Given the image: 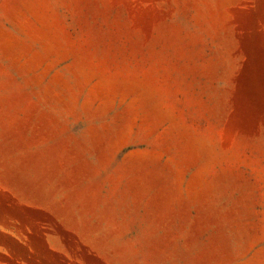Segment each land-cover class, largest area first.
I'll use <instances>...</instances> for the list:
<instances>
[{"label": "rangeland", "instance_id": "374dc122", "mask_svg": "<svg viewBox=\"0 0 264 264\" xmlns=\"http://www.w3.org/2000/svg\"><path fill=\"white\" fill-rule=\"evenodd\" d=\"M0 264H264V0H0Z\"/></svg>", "mask_w": 264, "mask_h": 264}]
</instances>
